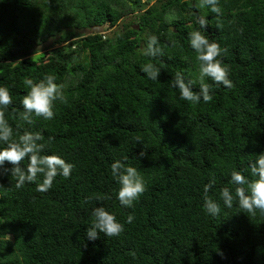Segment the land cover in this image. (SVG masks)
<instances>
[{"label":"trees","instance_id":"obj_1","mask_svg":"<svg viewBox=\"0 0 264 264\" xmlns=\"http://www.w3.org/2000/svg\"><path fill=\"white\" fill-rule=\"evenodd\" d=\"M199 3L0 0V87L13 98L5 117L14 135L42 133L43 154L74 165L47 192L36 190L42 175L20 189L10 173L0 176V264H264V216L225 208L220 198L223 187L234 191L231 172L252 178L249 163L264 151V0H219V17ZM120 23L113 37L82 35ZM194 30L228 50L218 59L230 67L234 87L207 79L209 103L182 100L170 86L179 72L199 92ZM149 35L163 55L143 54ZM149 62L161 70L157 81L142 71ZM46 74L63 84L67 102H56L52 120L29 126L19 119L29 91L24 79ZM115 161L144 177L147 190L133 207L117 199ZM210 180L208 195L221 207L216 217L203 207ZM96 207L124 224L119 237L88 239Z\"/></svg>","mask_w":264,"mask_h":264},{"label":"clouds","instance_id":"obj_2","mask_svg":"<svg viewBox=\"0 0 264 264\" xmlns=\"http://www.w3.org/2000/svg\"><path fill=\"white\" fill-rule=\"evenodd\" d=\"M199 7L208 8L218 17L222 15L219 0H200ZM198 23L200 29L207 30L208 21L205 17H199ZM189 42L199 64L197 77L200 84L199 92L192 90L194 81L186 82L183 74L179 72L175 74L170 86L179 90L182 100L198 104L202 98L203 102L209 103L213 99L211 91L213 85L207 83V79L228 89L234 87L232 80L229 79L230 67L222 59H218L228 50L221 48L217 42H210L200 30H194L189 34ZM143 54L152 58L163 55L156 35L148 36L147 47ZM142 71L153 81H157L161 75V70L151 62L143 65ZM56 80L57 77L54 74H46L38 82L30 78L24 79V84L29 91L22 100L23 111L19 113L21 121L32 126L36 123V118L44 120L54 118L56 102H67L64 86L56 83ZM12 104L13 98L9 89L0 87V143L6 145L0 148V176L10 173L16 178L15 187L20 189L26 183H36L38 175H42L43 180L41 183H36V190L47 192L58 175H62L65 179L69 178L74 165L67 163L58 155L43 154L46 144L38 143L44 140L42 133L25 131L23 134L14 135V129L5 117L6 110ZM52 140L53 137H49L48 143ZM145 155L141 151L138 158L143 159ZM25 159L28 160L26 168L21 166ZM6 163L11 167H5ZM110 167L113 178L120 185L117 192L119 203L124 207H133L147 190L144 177L136 167L121 161L113 162ZM249 169L252 178L246 177L241 171L233 170L230 174V184L234 186V191L231 187H223L220 190V198L225 208L231 209L235 204L241 210L240 213H247L252 217L258 213L264 216V151L257 154L255 160L249 163ZM214 183V180H210L204 186L203 207L212 217L218 216L221 212L220 204L208 195ZM92 215L94 219L86 234L89 240L99 239L100 233L106 237H119L124 232V224L118 222L116 216L104 207L94 208ZM133 219L134 217L129 215L126 223H131ZM218 254L225 258L222 252Z\"/></svg>","mask_w":264,"mask_h":264},{"label":"rangeland","instance_id":"obj_3","mask_svg":"<svg viewBox=\"0 0 264 264\" xmlns=\"http://www.w3.org/2000/svg\"><path fill=\"white\" fill-rule=\"evenodd\" d=\"M143 1H145V0H143ZM129 21L132 22L133 20H131L130 17H128V18L123 20V22H129ZM122 28H123L122 24L120 23L116 27H113V28H108V27H106V28H94V29H91L90 31L83 32L82 35H88L90 33H94V32H98L99 33L100 32L101 34H104L107 37H113L119 31H121ZM256 262H258V260H256Z\"/></svg>","mask_w":264,"mask_h":264},{"label":"water","instance_id":"obj_4","mask_svg":"<svg viewBox=\"0 0 264 264\" xmlns=\"http://www.w3.org/2000/svg\"><path fill=\"white\" fill-rule=\"evenodd\" d=\"M172 30H173V28H172Z\"/></svg>","mask_w":264,"mask_h":264}]
</instances>
